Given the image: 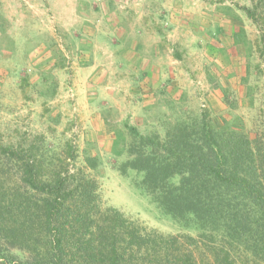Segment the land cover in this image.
<instances>
[{
    "label": "rangeland",
    "instance_id": "374dc122",
    "mask_svg": "<svg viewBox=\"0 0 264 264\" xmlns=\"http://www.w3.org/2000/svg\"><path fill=\"white\" fill-rule=\"evenodd\" d=\"M251 5L0 0V148L50 170L83 171L103 206L149 228L197 235L193 221L165 214L135 185L137 173L116 170L126 158L118 151L133 137L126 126L163 135L177 119L203 114L219 131L229 124L253 134L264 115V39L243 10ZM2 157L7 192L20 183L15 161Z\"/></svg>",
    "mask_w": 264,
    "mask_h": 264
},
{
    "label": "trees",
    "instance_id": "16d2710c",
    "mask_svg": "<svg viewBox=\"0 0 264 264\" xmlns=\"http://www.w3.org/2000/svg\"><path fill=\"white\" fill-rule=\"evenodd\" d=\"M243 10L263 40L264 0ZM126 128L133 137L116 170L137 173L135 185L165 214L193 221L198 234L149 228L103 206L97 181L83 171L50 170L1 146L20 185H0V264H264V115L252 135L229 124L219 131L206 114L179 118L163 135Z\"/></svg>",
    "mask_w": 264,
    "mask_h": 264
},
{
    "label": "crops",
    "instance_id": "0c3cea01",
    "mask_svg": "<svg viewBox=\"0 0 264 264\" xmlns=\"http://www.w3.org/2000/svg\"><path fill=\"white\" fill-rule=\"evenodd\" d=\"M162 90H163V89H162V88H160V90H159V93H161V92H162ZM166 94H167V93H166Z\"/></svg>",
    "mask_w": 264,
    "mask_h": 264
}]
</instances>
